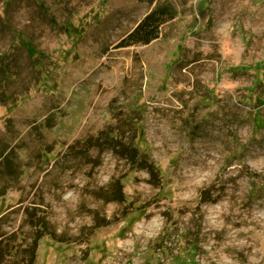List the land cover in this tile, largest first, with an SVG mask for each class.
I'll list each match as a JSON object with an SVG mask.
<instances>
[{
  "label": "rangeland",
  "instance_id": "374dc122",
  "mask_svg": "<svg viewBox=\"0 0 264 264\" xmlns=\"http://www.w3.org/2000/svg\"><path fill=\"white\" fill-rule=\"evenodd\" d=\"M160 6L157 40L117 48ZM127 121L157 186L76 154ZM27 211L53 232L34 264H264V0H0L3 264L30 261Z\"/></svg>",
  "mask_w": 264,
  "mask_h": 264
},
{
  "label": "trees",
  "instance_id": "16d2710c",
  "mask_svg": "<svg viewBox=\"0 0 264 264\" xmlns=\"http://www.w3.org/2000/svg\"><path fill=\"white\" fill-rule=\"evenodd\" d=\"M40 9L43 13L46 12V8L43 5H40ZM175 16L176 13L171 9V7H157L152 12L147 14L137 25V27L122 41H120V43L117 45V48H129L136 45H150L153 41L159 38L162 27L168 21L173 20ZM27 51L28 53H31L29 48H27ZM256 121L259 126L262 125L259 119ZM126 125L132 134L130 136L131 140L129 143H124V133L120 132V128L107 127L94 137H90L86 140H83L82 142H76V145L83 148V151L81 152L76 151L77 156H82L83 160H86L90 158V152L96 151L98 153V159H100L102 154L105 152H110L120 159L128 160L132 169L146 171L153 180L151 184L155 186L159 185L158 180L160 177H158V167L155 166L152 158L140 149V146L137 143L140 136L139 127L131 121H127ZM98 159L95 166H99L101 164ZM8 160L9 159L7 158L6 162H4V166L6 173L12 175L13 171H11V164ZM112 196L113 199L110 202L121 203L124 200L121 191L114 190ZM109 200L110 199H107V202H109ZM34 213L37 212L27 211L26 217L24 218V224L33 230H36L35 235L32 238L31 247L29 249L31 258L28 264L35 263L36 251L42 238L53 237V232L50 230L51 227L49 229L44 219ZM1 245L2 243H0V247ZM5 248V252L0 251V264H3V260L6 255L18 256V246L15 245V247H10V245H7Z\"/></svg>",
  "mask_w": 264,
  "mask_h": 264
}]
</instances>
